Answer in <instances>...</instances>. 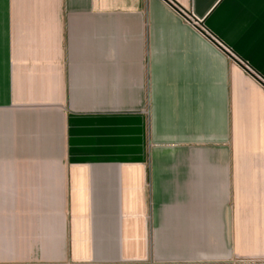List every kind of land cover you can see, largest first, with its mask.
I'll use <instances>...</instances> for the list:
<instances>
[{"label":"crops","instance_id":"obj_1","mask_svg":"<svg viewBox=\"0 0 264 264\" xmlns=\"http://www.w3.org/2000/svg\"><path fill=\"white\" fill-rule=\"evenodd\" d=\"M0 264H264V0H0Z\"/></svg>","mask_w":264,"mask_h":264},{"label":"built area","instance_id":"obj_2","mask_svg":"<svg viewBox=\"0 0 264 264\" xmlns=\"http://www.w3.org/2000/svg\"><path fill=\"white\" fill-rule=\"evenodd\" d=\"M190 21L191 22H193L199 29H200V31L204 34V35H206V36H208V37H210L211 39H213L214 40V42H216L226 53H228V54H233L232 53V51H230V49H228L225 45H223L222 43H220L218 40H216L214 37H212L209 33H208V31L205 29V27L204 26H202V22L201 21H198V20H194V19H190ZM234 55V54H233Z\"/></svg>","mask_w":264,"mask_h":264},{"label":"rangeland","instance_id":"obj_3","mask_svg":"<svg viewBox=\"0 0 264 264\" xmlns=\"http://www.w3.org/2000/svg\"><path fill=\"white\" fill-rule=\"evenodd\" d=\"M216 43V42H215ZM217 44V43H216ZM218 45V44H217ZM228 55H230V57L232 58V60H235V61H238L239 59L235 56V55H233V54H228Z\"/></svg>","mask_w":264,"mask_h":264},{"label":"water","instance_id":"obj_4","mask_svg":"<svg viewBox=\"0 0 264 264\" xmlns=\"http://www.w3.org/2000/svg\"><path fill=\"white\" fill-rule=\"evenodd\" d=\"M202 24V26H204V23H201ZM216 40H218L216 37H214ZM219 41V40H218ZM220 42V41H219ZM221 43V42H220Z\"/></svg>","mask_w":264,"mask_h":264}]
</instances>
